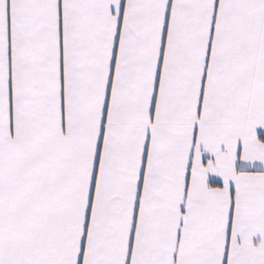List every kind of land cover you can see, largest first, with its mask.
Returning <instances> with one entry per match:
<instances>
[{"label": "snow or ice", "instance_id": "snow-or-ice-1", "mask_svg": "<svg viewBox=\"0 0 264 264\" xmlns=\"http://www.w3.org/2000/svg\"><path fill=\"white\" fill-rule=\"evenodd\" d=\"M0 264H264V0H0Z\"/></svg>", "mask_w": 264, "mask_h": 264}]
</instances>
